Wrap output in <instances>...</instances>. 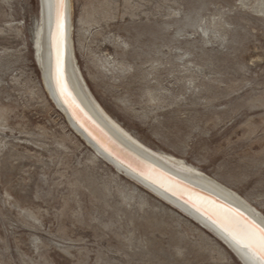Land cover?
<instances>
[{
  "label": "rangeland",
  "instance_id": "obj_1",
  "mask_svg": "<svg viewBox=\"0 0 264 264\" xmlns=\"http://www.w3.org/2000/svg\"><path fill=\"white\" fill-rule=\"evenodd\" d=\"M72 7L78 69L106 113L264 215V0ZM40 10L0 0V264H244L72 126L37 57Z\"/></svg>",
  "mask_w": 264,
  "mask_h": 264
},
{
  "label": "bare ground",
  "instance_id": "obj_2",
  "mask_svg": "<svg viewBox=\"0 0 264 264\" xmlns=\"http://www.w3.org/2000/svg\"><path fill=\"white\" fill-rule=\"evenodd\" d=\"M72 1L41 0L35 43L45 84L54 100L58 103L56 91L75 119L101 146L123 161L132 163L146 177L164 185L175 194L186 197L195 209L207 215L217 225L212 224L199 213L189 209L138 175L123 170L119 164H115L117 168L141 182L155 195L182 208L203 223L209 230L216 233L226 245L228 244L244 264H264L257 258V256L262 258L260 253L253 249H246L235 234L236 222L243 225L246 221H252L256 225L264 227V215L254 208L255 206L252 207L247 199L245 200L236 191L183 159L146 146L108 115L90 93L79 72L74 51ZM58 56L60 61L59 74L57 73ZM96 149L100 156L103 155L108 159L98 148ZM131 151L157 162L162 167L189 180L195 186L180 183L176 178L165 174L151 164L143 162ZM137 160H140L145 166L136 162ZM236 213L241 215L237 216Z\"/></svg>",
  "mask_w": 264,
  "mask_h": 264
},
{
  "label": "water",
  "instance_id": "obj_3",
  "mask_svg": "<svg viewBox=\"0 0 264 264\" xmlns=\"http://www.w3.org/2000/svg\"><path fill=\"white\" fill-rule=\"evenodd\" d=\"M55 95H56V99L58 101V105L59 107L66 113L70 123L72 124V126L90 143L92 144L95 148H98L105 156L108 157V160H110L112 163L114 164H119L123 170H128L136 175H138L139 177L143 178L144 180H146L148 183L152 184L153 186L157 187L158 189L162 190L164 193H166L167 195H169L170 197L178 200L179 202L183 203L185 206H187L189 209L199 213L201 216H203L204 218H206L208 221H210L212 224H216V222L212 221V219H210L209 217H207V215H205L204 213H201L199 210L195 209V207L192 205V203L184 196L182 195H178L175 194L174 192L170 191L168 188H166L164 185L159 184L158 182L153 181L152 179L146 177L144 174L141 173L140 169H138L137 167H134L132 163H128L126 161H123L122 159L118 158L117 156H115L114 154H112L110 151H108L107 149H105L103 146H101L99 144V142L92 137V135L89 134V132L75 119V117L72 115L70 109L68 108V106L66 105V103L63 101V99L60 97V95L58 94V92L55 91ZM132 152V151H131ZM133 154H135L138 158H140V160H142L145 163L151 164L152 166H154L157 169H160L161 171H163L165 174H168L169 176H172L173 178H176L180 183H184V184H188L191 186H195L194 184H192L189 180L181 177L180 175H177L176 173L162 167L160 164H158L157 162L141 155V154H137L135 152H132ZM140 160H137L136 162H139L140 164H142L140 162ZM143 165V164H142ZM145 166V165H143ZM198 188V187H197ZM248 250H252L250 248L245 247ZM258 259H260L262 261V263H264V259L260 258V256H257Z\"/></svg>",
  "mask_w": 264,
  "mask_h": 264
},
{
  "label": "snow or ice",
  "instance_id": "obj_4",
  "mask_svg": "<svg viewBox=\"0 0 264 264\" xmlns=\"http://www.w3.org/2000/svg\"><path fill=\"white\" fill-rule=\"evenodd\" d=\"M60 71L59 56L57 58V73ZM237 216L241 215L236 213ZM236 236L245 247L260 253L264 258V227L256 225L252 221H246L243 225L236 222Z\"/></svg>",
  "mask_w": 264,
  "mask_h": 264
}]
</instances>
